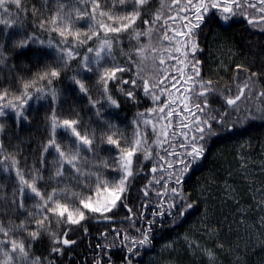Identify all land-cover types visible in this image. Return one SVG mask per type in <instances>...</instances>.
Returning a JSON list of instances; mask_svg holds the SVG:
<instances>
[{"label":"snow or ice","instance_id":"6c2138e0","mask_svg":"<svg viewBox=\"0 0 264 264\" xmlns=\"http://www.w3.org/2000/svg\"><path fill=\"white\" fill-rule=\"evenodd\" d=\"M233 24L264 41V0H0V264H63L92 227L84 264L264 253V188L253 212L228 181L223 197L214 176L185 187L213 143L264 124V43L242 35L234 50L217 31ZM209 33L229 62L206 74ZM229 200L236 213L217 220Z\"/></svg>","mask_w":264,"mask_h":264},{"label":"trees","instance_id":"16d2710c","mask_svg":"<svg viewBox=\"0 0 264 264\" xmlns=\"http://www.w3.org/2000/svg\"><path fill=\"white\" fill-rule=\"evenodd\" d=\"M264 43V42H261ZM240 131L249 136L248 139L245 138V141H251L254 146L255 151L251 152V155L248 157L250 162L260 163L262 159H264V150H262V146L264 145V141L260 140V135L264 136V124H261L260 121H256L251 126L246 129H238V133ZM250 150L247 148V152ZM246 152V153H247ZM232 153L234 150L229 147L221 146L219 152L212 154L211 157L205 161V165L203 167V174L201 178H204V183L209 179L215 177L217 183L212 186L214 194L217 196L223 197V183L224 181H228L236 190L241 201L247 205H252L253 212L255 211V204L252 199L253 191L252 189H256L259 179L264 180V175L257 177V175L252 176L248 172H241L237 170V174H234L235 165L232 163ZM235 153L233 159L235 157ZM231 158V160H230ZM195 172L190 173L189 177L185 179V187L192 191L196 189L197 184L201 183L196 177ZM212 173L213 175H210ZM194 179L195 184L188 187L186 183L190 180ZM201 180V179H200ZM251 186V187H250ZM217 207H220V201H217ZM236 213V207L233 205L232 201H228L227 204L223 205V215L218 211L217 212V220H222L223 216H227L229 220L232 219V216ZM199 216V212L196 209H193L191 213L188 215L183 227L179 229L180 233H183L185 230L189 229L190 226L197 222ZM190 222V223H189ZM189 223V224H188ZM215 223V221H213ZM102 230V227H101ZM91 237H84L83 239H79L78 237H73L74 239H78V245L72 248L69 251H66L63 256V264H84L85 260L91 259L93 255L92 249L89 248V241L91 239V244L94 246L96 243L97 236V228L92 227L90 229ZM171 235V234H170ZM222 238L227 239L228 234L225 231ZM232 240H235V236L231 237ZM255 239V236H254ZM116 250H113V255ZM264 257V253L259 252V248H257V255L251 257V264H259L260 260ZM59 259V257L57 258ZM179 264H198V258L192 257L189 254L181 251L178 256ZM227 264V262H226Z\"/></svg>","mask_w":264,"mask_h":264},{"label":"flooded vegetation","instance_id":"af4514ba","mask_svg":"<svg viewBox=\"0 0 264 264\" xmlns=\"http://www.w3.org/2000/svg\"><path fill=\"white\" fill-rule=\"evenodd\" d=\"M245 25H246V22H245ZM245 25L233 24L230 28H227V30L218 29L217 31L219 32L220 36L226 38L227 41L230 42L234 46V50H237V51L243 48L244 41L242 40V35L245 37H248L253 42H256V41L264 42L261 40V37L258 31L253 30V29H248L247 32H244L243 28L245 27ZM250 33H254V34L249 35ZM202 46L205 48H209V47L211 48V53L206 51L204 54L205 58L207 59V64L205 65V69H204L206 74L214 73V71L217 68V64L219 60H223L226 64L229 62V52H228L227 46L220 47V41L215 40L211 33L208 34L207 39L204 41ZM221 146L226 147L224 145V142L221 141L220 139L217 140L215 143H213L212 153L210 154V157L212 154L219 152V149L221 148ZM205 161L203 162L202 166L197 168L195 171H200L201 169H203L205 165ZM189 175L185 179H187ZM119 256H120V253L118 251H116L113 255V259L116 260L117 264H119ZM144 262H145V259H144Z\"/></svg>","mask_w":264,"mask_h":264},{"label":"rangeland","instance_id":"374dc122","mask_svg":"<svg viewBox=\"0 0 264 264\" xmlns=\"http://www.w3.org/2000/svg\"><path fill=\"white\" fill-rule=\"evenodd\" d=\"M246 142L247 141H244V140L240 141L236 145V149H237L238 145L245 144V152H247ZM234 153L236 155V150L234 151ZM234 153H232V163L235 165L234 174H237L238 173L237 170H239L241 172H243V171L241 170L237 159H235V158L233 159ZM230 160H231V158H230ZM262 161H264V159H262ZM262 161H260L259 165H254L253 162H250L249 163L250 171L248 173L251 174L252 176H255V175H257V177L263 176L264 170H262L260 167ZM260 188H264V180L263 179H259V183L256 187V189H260ZM166 258H167L166 256L162 257L161 255H159L158 252H153L152 255L147 260H145V264L148 260H152L153 264H162V260L166 259Z\"/></svg>","mask_w":264,"mask_h":264},{"label":"bare ground","instance_id":"6f19581e","mask_svg":"<svg viewBox=\"0 0 264 264\" xmlns=\"http://www.w3.org/2000/svg\"><path fill=\"white\" fill-rule=\"evenodd\" d=\"M245 138L248 139L249 136L246 135V134H244V133H242V132L240 131V133H238V134H235V135L229 136V137L226 138V139H220V140L224 142V145H225V146H227V147H229L230 149H232V150L235 151V150H237V149H236V145H237L240 141H242V140L245 141ZM260 140H261V141H264V136H263V134L260 135ZM253 164H254V165H259V163H253ZM203 171H204V170L201 169L200 171H196V172H195V177H196L201 183H204V178H201V177H202V174L204 173ZM200 179H201V180H200ZM193 184H195L194 179H190V180L186 183V185H187L188 187H190V186L193 185ZM227 202H228V201H227ZM225 204H227V203H225ZM189 223H190V222H189ZM189 223H188V224H189ZM152 253H153V252H149V253L145 254L143 259L147 260V259L152 255Z\"/></svg>","mask_w":264,"mask_h":264}]
</instances>
